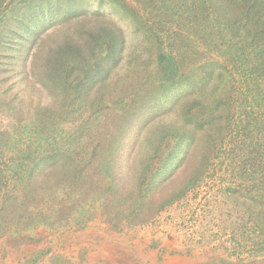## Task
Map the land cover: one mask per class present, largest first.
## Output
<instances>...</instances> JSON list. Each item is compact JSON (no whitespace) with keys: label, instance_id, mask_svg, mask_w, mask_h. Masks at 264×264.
<instances>
[{"label":"trees","instance_id":"1","mask_svg":"<svg viewBox=\"0 0 264 264\" xmlns=\"http://www.w3.org/2000/svg\"><path fill=\"white\" fill-rule=\"evenodd\" d=\"M211 182L264 259V0H0V239Z\"/></svg>","mask_w":264,"mask_h":264},{"label":"rangeland","instance_id":"2","mask_svg":"<svg viewBox=\"0 0 264 264\" xmlns=\"http://www.w3.org/2000/svg\"><path fill=\"white\" fill-rule=\"evenodd\" d=\"M126 31L131 41L133 34ZM217 187L216 182L203 185L151 223L121 232L95 217L80 230L38 227L30 233L5 234L0 264H202L220 259L264 264L261 255L253 256L263 242L244 225L246 213L214 193ZM213 195L218 200L206 201Z\"/></svg>","mask_w":264,"mask_h":264}]
</instances>
